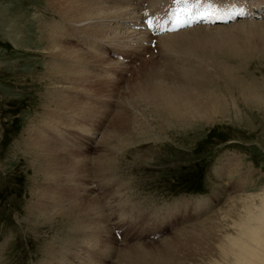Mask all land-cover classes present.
Returning a JSON list of instances; mask_svg holds the SVG:
<instances>
[{"label":"rangeland","instance_id":"rangeland-1","mask_svg":"<svg viewBox=\"0 0 264 264\" xmlns=\"http://www.w3.org/2000/svg\"><path fill=\"white\" fill-rule=\"evenodd\" d=\"M66 1L76 7L80 0ZM168 1L98 3L96 9H126L110 23L119 41L107 28L114 45L82 40L87 20L64 17L63 0H0V264H155L145 258L171 248L158 264L228 259L217 249L228 248V239L193 237L213 234L227 209L237 218L225 225L232 234L244 219L242 206L264 194V51L228 56L200 37L191 42L190 32L173 35L176 42L149 36L142 11ZM237 22L264 26V19L226 24ZM53 42L89 54L78 63L75 50L73 61H62ZM98 53L104 62L92 60ZM55 57L62 67L81 68L79 82L57 72ZM197 66L204 71L200 93L221 96L229 110L179 118L135 94L152 69L176 84L177 70ZM45 144L52 154H40ZM49 157L51 169L44 164ZM199 226L204 230L191 237Z\"/></svg>","mask_w":264,"mask_h":264},{"label":"bare ground","instance_id":"bare-ground-1","mask_svg":"<svg viewBox=\"0 0 264 264\" xmlns=\"http://www.w3.org/2000/svg\"><path fill=\"white\" fill-rule=\"evenodd\" d=\"M63 1H64L63 6L59 10L61 11V13H63L64 17H67V18L73 17V19L76 18L78 20V22H82V21L87 20L84 23V25L80 24L81 27L85 26V31H84V35H83L82 40L87 41V39H89V38L90 39L94 38V39H102L103 40L102 42H105V43H112L114 45L117 44L116 42H112L113 41L112 38L114 36L111 38V36L113 34L110 35L109 32L111 33V29H107V28L110 25V23H112L111 21L120 20L121 17H123L122 16L124 14L123 12L126 9H122V8L117 7L115 5H114L115 7H112L108 2H107L108 4H106V5L103 4V6H104L103 8H99V6H98V9H96L97 4L102 2V0H80L79 2L78 1L76 2L77 3L76 7L72 4H69V2H67L66 0H63ZM109 1L112 2L114 0H109ZM262 3H264V1L257 3L256 6L253 7V10H254L253 12H257V8ZM259 15H260V17H263L264 13H259ZM66 21H67V19H66ZM201 26L202 25L195 26V27L192 26L191 28L185 27V29H183V28L181 30L179 29V31H177L175 33L174 32L164 33L165 35H163L162 37H168V36L172 37L175 34H177V36H178L180 33L190 32L191 34H193L192 38L190 39L191 42H193V39H195V42H199L197 37H200V40H201L203 45L207 46L208 42H210V46L212 48H214V50L216 51L215 53L222 50L224 53L226 52L228 54V56L229 55H237L239 53H241V54L247 53L248 54V53L252 52L253 49H261L262 48L264 51V26H262L260 24L247 23V22H237L235 24L234 23L233 24L232 23L223 24V25H217L216 24V25L209 26V27H205V26L201 27ZM111 27L115 28L116 26H111ZM114 30L116 33V34L114 33V35L117 36V41H119V35H120L119 29L117 30V28H115ZM143 33H145V32H143ZM121 34L126 35L127 33H124L123 31H121ZM218 34H221L219 36L220 38L216 37ZM136 35H137V31L135 30V37L134 38L138 37ZM179 36L181 37V34ZM221 37H225V38H221ZM164 39L166 40V38H164ZM173 39H171V41ZM239 40H241V41L239 42ZM162 41H163V39H162ZM162 41L160 39V41H158V42H161V43H159V44H162ZM166 42H167V40H166ZM168 42H169V39H168ZM175 42H176V40H175ZM60 43H58V42L54 43L53 42L52 51H53L54 55H57V56L59 55V57L62 59V61H65L64 60L65 56L70 57L71 58L70 61H73L74 60L73 57H76L75 56L76 55L75 50L78 51V54L80 52L79 58L77 57V59H76V60H78V63L81 61L80 58L83 57L85 59V56L87 54H89V50H86V49L80 50L79 48L77 49V48H74L71 46H65V45H62ZM163 43H164V41H163ZM165 43H164V45H165ZM162 45H160V46H162ZM164 45L162 46V48H165ZM166 48H167V46H166ZM171 48H172V53H173V51L175 52L176 49L173 50V47H171ZM160 49H161V47H160ZM161 50H159V51H161ZM163 51L165 52V50L163 49L161 51V53ZM166 51L168 52V50H166ZM223 52L220 56H223V54H224ZM56 59H58V62L55 63V66L57 67L56 68L57 72L68 73L69 74L68 77H73V81H74V79L79 78V76H78L79 71L78 70L81 69L80 67L71 64V62L68 64V66L66 65L65 67H62V66H60L62 64L60 59L59 58H56ZM105 59H106V57L104 55H101L100 53H98V55L92 60H95L97 62H104ZM164 59H168V58L166 57ZM92 60L89 59V61H92ZM89 61H88V63H89ZM78 63H77V65H78ZM86 63H85V65H87ZM219 64H224V62H220ZM71 65H73V67H71ZM53 67H54V65H53ZM176 67H178V66H176ZM195 68H198V69H195ZM195 68H194V70H187V69L186 70L183 69L180 71L177 70V72L181 73V74L178 75V77H177L178 81L176 84H175V82L173 83L171 81L172 77L170 75H167V77L163 74H162L163 76L162 75L158 76L157 72L153 73V69H152V70L148 71L147 74L143 78L139 79V81H142L140 83V85L145 87V88H142V89L137 88V85L135 84L134 87L137 90V91L135 90V94H137V92H138L139 95L141 96V98H144V100L146 101L145 104L151 105L155 109L160 110L161 112H169L173 115H177V117H179V118L184 117L185 111L189 114V116H192V115L196 116L198 114V112H200V113H208L209 112L210 113L213 111L215 113L217 110H220L222 108L229 110L227 108V106H229V104L224 103L222 101L223 98L221 96H215L214 95V97H213V93L206 94V95H202L200 93L202 85L204 83V80L202 79L204 71L200 72L201 69L198 66ZM74 72L76 73V75L74 74ZM86 73H87V71H86ZM166 73H168V72H166ZM171 74H173V73H171ZM175 74H177V73L175 72ZM84 75H85V73L84 74L82 73V75H81V77H83V79L85 78ZM219 77L220 78H226V75H219ZM227 77H231V76L227 75ZM88 79H86V80H88ZM67 82H68V80H67ZM78 82H79V80H78ZM196 82H198V83L196 84ZM72 87H74V86H72ZM134 87H133V89H134ZM198 87H200V89H198ZM204 97H206L207 101L206 100L201 101V100L205 99ZM200 98H201V100H200ZM221 102H223V103H221ZM65 105H66V103H65ZM68 106H69V104H68ZM125 121H127V120H125ZM111 134H112L111 136H115V135L118 136L119 131L116 132V130H115V132L111 133ZM38 151H40V154L43 152H48L49 154H52L54 152V149H53V147L45 144L43 146H40V149ZM47 159L48 160L51 159L50 161H52V157L44 159L45 160L44 164H46V168L51 169L52 163H51V165H49V163L46 162ZM55 166H57V165L55 164ZM239 200L242 201V200H245V198L244 199L242 198ZM258 200H259V202L256 205H254L252 203H249V204L245 203V205L242 206V208L244 209V219L240 220V226L235 228L234 231L232 232V234L228 235L229 233L225 230V225L235 222L237 220V218L232 217L229 214L230 209H227L225 211L224 215L223 216L221 215V217L219 219L220 222H219L218 227H215L212 230L213 234L209 230V233L203 232V233H200L199 235L193 237V239H194L197 237L203 238L205 236L208 239L210 238V240L212 237L213 238L216 237V240H222V242H224L228 239V242H227L229 245L228 248L222 247V245H221L222 243L217 245L218 253L226 255L228 257V259H225V261L224 260L217 261V263H215V264H264V194L263 193L258 196ZM208 218H211V217H206L205 221ZM210 223H211V220L209 221L208 225ZM193 229H194V231L192 232L191 237L194 236V234H197L198 231L204 230V228H202L201 226L194 227ZM181 237L185 240L186 234L184 233L182 235H179L177 238H181ZM172 241L173 240L168 241L167 242L168 244L165 246L169 247L170 242L174 243ZM171 247H172V245H171ZM163 248L162 249L160 248V249L163 250ZM173 248H174V246H173ZM176 248H177V246H175L174 249H176ZM165 249H166V247H165ZM171 250H172V248L169 250H163L162 253L159 252L160 250H157L160 254L158 252L152 251L153 252L152 255H150L149 257H146L145 259L150 258L149 263L158 264V263L166 260L167 259L166 256H170ZM148 252H150V251H148ZM231 252H232L233 256H232ZM144 254H145V252H144ZM149 254L150 253L145 254V255H149ZM141 257L143 258L142 254H141V256H139V258H141ZM159 257H161V258H159ZM142 258H141L142 261L145 260L144 258L143 259ZM212 258H213V254H209L208 258H206V261H208L209 259H212ZM136 262L140 263V260L137 259ZM208 264H210V262H208Z\"/></svg>","mask_w":264,"mask_h":264},{"label":"snow or ice","instance_id":"snow-or-ice-1","mask_svg":"<svg viewBox=\"0 0 264 264\" xmlns=\"http://www.w3.org/2000/svg\"><path fill=\"white\" fill-rule=\"evenodd\" d=\"M177 2H179V0H177ZM185 3H187V0H185ZM149 24H151V21H149Z\"/></svg>","mask_w":264,"mask_h":264}]
</instances>
